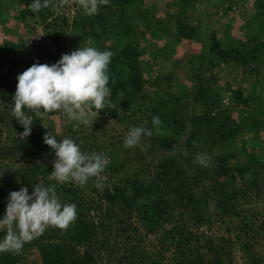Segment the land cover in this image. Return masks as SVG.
Wrapping results in <instances>:
<instances>
[{"label": "trees", "instance_id": "16d2710c", "mask_svg": "<svg viewBox=\"0 0 264 264\" xmlns=\"http://www.w3.org/2000/svg\"><path fill=\"white\" fill-rule=\"evenodd\" d=\"M55 1L51 0L48 8L34 12L29 7L33 0H0V21L3 25L12 20L26 25L37 19L45 24L46 30L54 28L48 33L51 44L39 46L33 53L34 63H54L61 54L80 46L112 51L111 92L99 114L118 118L122 110L147 106L145 117L131 112L126 123L152 128V116H159L163 122L159 128L161 135L144 145L152 151L157 150L156 145L166 148L178 145L179 149L152 162L154 170L138 169L134 178L112 183L111 178L97 182L96 177H91L83 186L71 181L60 185L50 177L53 166L41 163L55 156L44 143V135L49 132L61 139L55 125L49 128L45 119L58 115L60 110L34 117L31 134L24 137L23 126L12 111L18 81L6 73L1 74L0 85L6 93L2 98L6 105L5 112L0 111L3 126L0 139L4 128L8 136L0 142V169L6 159H17L19 165L0 173V216L5 212L11 191L26 186L31 192L32 186L38 184L56 185L55 190L64 203L77 205L78 215L68 229L49 227L42 235L25 243L19 253H0V264H103V260L110 264H231L235 244H239L244 253L242 264H261L251 244V233L258 232L257 220L254 221L255 215L243 210V206L253 197L264 196V140L261 137L264 97L256 88L257 84L264 87V0H216L223 18L233 13L234 5L252 1L256 9L253 18L242 22L238 34L232 30L233 25L227 23L222 37L213 27L219 18L212 20L211 17L204 27L205 20L194 15L197 0H171L170 4L163 3L166 10L153 4L143 7L144 0H108L94 15L86 14L81 8L72 21L65 13L58 14L53 7ZM73 2L80 6L78 0ZM11 6L16 8L15 15L7 10ZM174 7L177 11L172 10ZM144 25L146 28H142ZM9 31L6 28L5 33ZM64 37L69 40V46ZM199 38L203 43L207 38L208 42L204 52L193 55L201 64L194 69L192 86L179 84L178 79L175 87L179 93L154 86L147 91L151 78H155V83L160 82L158 73L154 75L155 66L168 67L167 79H175L176 66L167 64L172 56L167 54L173 47L172 41L179 44ZM163 40L165 43L157 46ZM27 52L22 41L17 44L4 41L0 46V69L6 65L14 68ZM171 53L174 55V50ZM146 55H150V60H144ZM228 66L234 67L241 79L248 77L254 81L251 92L241 79L216 87L215 71ZM90 110L95 112V109ZM25 111L34 115L29 109ZM68 132L80 144L72 124ZM152 135H157L156 130ZM239 142L241 150L236 152L232 148ZM248 145L252 146L250 150ZM99 147L90 153H97ZM202 150L205 153L217 150L219 154L214 156L215 161L204 166L196 161L198 154H204ZM138 161L141 164L142 159ZM116 166L117 161L110 159L108 174L119 173ZM206 182L208 184H204ZM87 191L92 192L91 197ZM212 204L220 207L217 213L213 212ZM133 210L141 213L140 221L148 234H158L156 253L144 247L143 239L135 246H125V241L139 234L132 223L134 213L130 212ZM93 212L97 216L92 217ZM217 221L227 226L229 233L235 231L236 238L200 231L207 227L211 231ZM259 226L264 227V223ZM4 234L0 229V238Z\"/></svg>", "mask_w": 264, "mask_h": 264}, {"label": "clouds", "instance_id": "9594fccd", "mask_svg": "<svg viewBox=\"0 0 264 264\" xmlns=\"http://www.w3.org/2000/svg\"><path fill=\"white\" fill-rule=\"evenodd\" d=\"M50 3L51 0H33L29 7L39 12ZM107 3L108 0H79L88 15L97 14L100 6ZM113 55L110 50L80 46L61 54L54 63H33L18 74L12 111L23 126L24 137L31 134L34 117H43L53 111L63 110L73 127L89 123L92 115L89 109H95L98 115L105 108L111 92L109 65ZM151 124L152 128L131 127L124 146L138 145L142 136H151L153 130L159 131L163 122L159 116H152ZM43 139L55 154L50 177L59 183L71 181L83 186L89 178L99 177L107 166L106 157L83 151L70 137L57 139L47 132ZM196 161L207 166L209 158L201 153ZM77 215V205L64 203L53 186L38 184L32 186L31 192L26 186L13 190L8 194L5 212L0 216V229L5 231L0 238V253H19L25 243L42 235L49 227L66 230Z\"/></svg>", "mask_w": 264, "mask_h": 264}, {"label": "rangeland", "instance_id": "374dc122", "mask_svg": "<svg viewBox=\"0 0 264 264\" xmlns=\"http://www.w3.org/2000/svg\"><path fill=\"white\" fill-rule=\"evenodd\" d=\"M223 2V0H220ZM219 1V2H220ZM171 0H165V2H162L161 0H144L143 7H147L151 4H153L155 7L163 8V3H169ZM79 3V0H78ZM170 4V3H169ZM218 1L216 0H197L195 9H194V15L200 16L202 20H205L203 22V26L207 27V24H209V20L212 17V20L215 18H219V21L216 22V24H213V27H215L218 31V35L222 37L224 35V26L227 23H231L233 25L232 30L234 29L235 32L240 31V26H242V22L248 18H253V16L256 13V9L254 7V4L252 1H249L248 4H240V5H234L233 13L226 15L229 17L223 18L220 16L222 14V10L218 9L217 7ZM80 5V4H79ZM15 6V5H14ZM14 6H11V9L7 10L11 13V15H15L16 8ZM21 8L24 6L21 5ZM54 9L58 12V14L65 13L69 17V21H72L73 17L76 16L81 9V6H76V4L73 2V0H56L53 3ZM172 7V6H170ZM163 10H166L163 8ZM173 11H177L176 7L172 9ZM160 15L164 16V13H160ZM159 15V16H160ZM183 16V15H182ZM146 19V18H145ZM212 24V22H211ZM203 27V28H204ZM6 28L10 29L9 33H5ZM142 28H146V25L142 26ZM51 30L54 31V28H49L48 30L45 29V24H43L41 21H37V19L30 20L24 24H20L16 22L15 20L10 21L9 23L3 25V23L0 21V46L4 43V41L17 44L20 41L24 42L25 46L28 49L27 53H23L24 60L17 63V65L14 68H11L9 65L3 66L0 69V75L3 73H6L10 75L11 77L16 78V76L20 73H22L24 70H26L28 67H30L34 63V55L33 53L37 50V47L51 44V41L49 39L48 33L51 32ZM228 36V35H227ZM239 37H241V34H239ZM151 38V37H150ZM64 40L66 41L67 46L70 45L69 40H67L64 37ZM151 42L153 40L151 39ZM208 39L206 38V42L203 43L200 38L199 40L194 41H188L183 40L179 44H175L173 41L171 45L172 48L168 49V55L169 53L172 55L171 58L167 61L168 65H171L174 67L176 66L173 78L175 79H167V76L169 74V68L168 67H162V65L155 66L154 75L158 73L159 76V83H155V78H151L148 81V85L146 90L149 91L152 86L156 88H166L172 93H179L178 88L175 87V85L178 83H184L186 86H192L193 82V76L195 74L196 66L200 67L199 60H195V57L193 55H197L201 52H204V46H207ZM164 40L160 41L157 46H162L164 44ZM154 48V46H153ZM174 50V55L171 53V51ZM144 60H150V55H146ZM150 62V61H149ZM8 64V63H6ZM195 64V65H194ZM194 65V66H193ZM193 68V69H192ZM215 74L217 75V83L216 87L223 86L235 83V79H241V76H237V72L234 67L228 66L227 68H219L215 71ZM210 74L207 73L206 77H208ZM148 78V77H147ZM242 81L243 86L247 88L249 92H251V87L253 86L254 81H250L248 77H244ZM167 82L171 83L172 85L169 87ZM257 91L262 94L264 97V87L261 88L260 84H257ZM261 90V91H260ZM194 92H192L189 95V98L192 99V95ZM2 97H6V93L3 91L2 85H0V111L2 113L5 112V101ZM226 104L229 102L228 99H226ZM250 106L253 110V104L250 102ZM255 108V107H254ZM145 109H147V106H138L134 108L131 111H125L122 110L119 113L118 118H112L109 116H102L100 114L96 115L95 112L91 111L89 109V112L92 113L90 116L89 123L87 125H79L77 127H74L76 135L75 138L79 139L78 141L80 143V146L83 151L90 153L93 149L98 148L97 153L106 157L108 163L110 164V159H115L117 161L116 168L120 169L119 173H113L108 171L107 167L109 164L107 163V166L105 170L100 174L97 178V182H104L110 179L112 183H117L119 179H126V178H134L133 175L136 172H139L140 170L145 171H151L154 170L152 167V162L156 160H161L164 155H171L172 152L176 149L178 151L179 148L177 146L172 145L168 148L161 147L159 145H156L155 151L148 150V147L144 145V142L150 143L153 138H157L158 135H161V131H156L157 135H151V136H142L140 142L138 145L134 147H125L124 146V139L127 135L128 130L133 127V125L127 124L125 119L130 118V113L132 114H140L142 115V118L144 116ZM129 115V116H127ZM234 116L236 119H238V113L235 111ZM68 118L66 113L63 112V110H60L59 114L45 119L46 126H50L53 124L55 125V131L56 134L62 138L64 137H70V132H68L69 124L67 122ZM75 123V122H74ZM1 128L3 126L0 125ZM49 127V128H50ZM4 134L2 138L0 139V142H4L7 139V129L4 128ZM7 135V136H6ZM20 135L17 133L15 134V137L18 138ZM121 136V137H120ZM249 136V135H248ZM165 137V135H164ZM262 140H264V131L261 133ZM71 138V137H70ZM246 139L248 137H245ZM11 140V138H10ZM119 142V143H118ZM93 145V148H90V146ZM171 147V148H170ZM251 145H248L249 150L251 149ZM236 152H239L241 150V144H239L236 147L232 148ZM230 150V151H233ZM204 154L209 158V164L215 161V155L219 154L217 150H214L213 152L205 153L204 150H202ZM264 152V150H262ZM115 153V154H114ZM139 159H142L141 164H139ZM55 159V156L53 160ZM53 160L48 159L46 161H41L42 164L45 166H53ZM19 160L14 159L13 161L10 159L3 160L1 163V169L0 173L4 172L5 170L9 169H15L18 167ZM154 172V171H153ZM142 176V174L140 175ZM57 182V181H56ZM62 185L67 182L59 183ZM208 184V182L204 183ZM54 188L56 185H52ZM60 187V186H59ZM199 190V189H197ZM86 193H90L89 197H91L92 192L87 191ZM91 199V198H90ZM250 202L247 203L245 206H243V210H247V212L251 215H255L254 221L256 228L258 229L257 233H251V244L254 247V251L256 253V257L261 261V264H264V227H261L262 223H264V196L257 198L253 197L249 200ZM105 204L109 207L108 203L105 201ZM211 208L213 212L219 211V206L216 207L214 204L211 205ZM127 213V211H124ZM130 213H134L133 216V226L136 227L139 230V234L134 235L129 242L125 241V246H135L137 245L139 239H143L142 244L144 247H146L147 250H152L153 253H156L158 248V241L159 236L156 233L148 234L147 230L145 229V225L142 221H140L141 213L139 211L133 210ZM92 217L97 216L93 212L91 214ZM97 219V218H96ZM226 221V220H225ZM201 232H204L206 234H215V236H231L232 240H234L237 236L235 231L232 233H229L227 231V226H224L222 222H216L213 224V227L210 229L202 228L200 230ZM239 235V232H238ZM244 241L248 240L245 237H242ZM155 249V250H154ZM173 250V249H172ZM244 261V253L241 250L239 244L233 245V251H232V258H231V264H242ZM32 263V262H31ZM29 263V264H31ZM103 264H110L107 261L103 260ZM113 264H118L117 262H114Z\"/></svg>", "mask_w": 264, "mask_h": 264}]
</instances>
